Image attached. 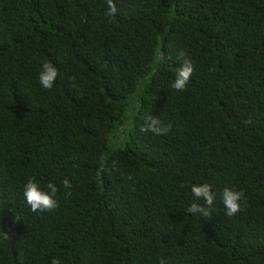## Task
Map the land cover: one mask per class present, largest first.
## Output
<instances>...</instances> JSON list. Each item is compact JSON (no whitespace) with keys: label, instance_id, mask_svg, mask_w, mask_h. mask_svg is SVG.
<instances>
[{"label":"trees","instance_id":"obj_1","mask_svg":"<svg viewBox=\"0 0 264 264\" xmlns=\"http://www.w3.org/2000/svg\"><path fill=\"white\" fill-rule=\"evenodd\" d=\"M114 3L0 0V264H264V0ZM29 178L54 211H31ZM202 184L209 218L187 212Z\"/></svg>","mask_w":264,"mask_h":264},{"label":"clouds","instance_id":"obj_2","mask_svg":"<svg viewBox=\"0 0 264 264\" xmlns=\"http://www.w3.org/2000/svg\"><path fill=\"white\" fill-rule=\"evenodd\" d=\"M107 3V15L113 17L117 14L118 9L114 0H106ZM183 56V53H181ZM160 59H164V54L161 52ZM193 66L190 60H184L182 66L176 70L175 80L172 83V88L177 91H183L186 89L187 84L193 74ZM58 76V69L50 62H45L41 66V71L38 74V80L42 88L50 90L53 88ZM16 86V82L14 81ZM147 123L142 127L143 132H152L155 135H166L171 130V125H162L161 121L157 117L148 115ZM63 187L66 190V195H71V181L65 178L62 181ZM48 191L42 190L39 184L34 178H29L24 185L23 196L25 202L33 213L35 212H52L58 207V201L55 199L57 194V187L54 183L49 182L46 185ZM191 193L196 200L203 201L204 204L192 203L187 212L201 217L209 218L211 213L209 209L214 203V193L211 191V185H193L191 187ZM243 192L234 191L229 188H224L222 192V203L225 207V214L228 217L236 215L241 210V200ZM4 238L9 237V233H3ZM51 264H61L59 258H54ZM164 264V261H161Z\"/></svg>","mask_w":264,"mask_h":264}]
</instances>
